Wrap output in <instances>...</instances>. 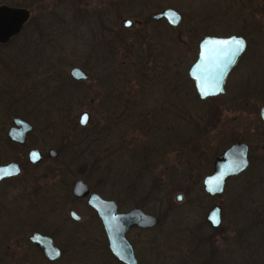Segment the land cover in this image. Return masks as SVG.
Returning a JSON list of instances; mask_svg holds the SVG:
<instances>
[{
  "label": "rangeland",
  "instance_id": "rangeland-1",
  "mask_svg": "<svg viewBox=\"0 0 264 264\" xmlns=\"http://www.w3.org/2000/svg\"><path fill=\"white\" fill-rule=\"evenodd\" d=\"M252 1L0 0L30 12L19 34L0 46V58L11 74L23 71L24 80L26 73L38 70L37 63L43 66L45 83L29 89V108L34 109L40 93L46 123L39 146L62 148L56 158H45L33 171L66 164L64 173L45 174L55 182L61 176L66 181L51 184L55 202L60 203L56 214L45 199L38 211L32 210L30 193L24 194L27 204L0 206V264H117L102 247L97 228L89 226L84 206L67 195V183L74 178L115 200L120 210L138 206L156 217L155 226L130 232L139 264H264V163L250 161L219 196L206 194L201 186L211 169L208 161L231 140L248 142L254 155L264 151V125L258 117L264 103L263 0ZM165 7L180 14L177 26L151 19ZM123 19L132 25L123 27ZM240 31L248 39L237 66L238 97L233 104L220 103L212 120V102L194 99L186 68L203 33ZM74 65L87 74L86 80L69 77L68 69ZM0 74L5 76L1 64ZM12 84L21 102L25 92L21 77ZM231 91L236 90L228 88L226 96ZM82 111L89 114L85 127L65 120L70 114L76 121ZM167 119L172 120L174 145L178 138L190 140L181 151L178 145L167 150L154 143L164 135L155 128ZM72 130L86 141L72 144L76 135ZM189 147H194L193 153L182 152ZM190 154L196 158L191 170L186 166ZM82 163L85 167L79 168ZM28 173L13 180L15 189L9 197L22 193L20 182ZM176 193L182 194L179 202L174 200ZM214 204L221 207L217 230L204 223ZM69 208L78 212L80 222L68 218ZM46 224L54 230L61 251L53 262L27 240Z\"/></svg>",
  "mask_w": 264,
  "mask_h": 264
},
{
  "label": "flooded vegetation",
  "instance_id": "flooded-vegetation-1",
  "mask_svg": "<svg viewBox=\"0 0 264 264\" xmlns=\"http://www.w3.org/2000/svg\"><path fill=\"white\" fill-rule=\"evenodd\" d=\"M243 1H245L247 4H252V2H253L252 0H243ZM0 4L7 5L9 7L15 6V5H8L5 3H0ZM260 6H261V8H263V13H264V0L261 2ZM19 7L25 8L28 12V16L25 19V21L21 24V26L19 27V30L16 33L10 35L9 37L4 39L3 41H0V46L9 44V42L12 41L13 38L19 34L21 29L25 26V24L27 23V21L30 18V12H29L28 8H26L24 6H19ZM151 19L154 21H159V20L165 21L163 18L153 19L151 17ZM132 23H133V21H131V25H132ZM137 23H139V21ZM130 26H127V27H130ZM230 35L240 36L245 41V46H244L242 52L240 53V55L237 57L235 63L228 68V70L224 76L223 83H222L223 92L218 93V94L213 95V96H206L203 99H201L198 97L196 90H195V87H194V83L188 77V73H187L188 68L196 59L197 43L204 36H215V37L221 38V37H228ZM247 39H248L247 34L244 31H240L237 33H228V34L223 32V33L218 34V35L217 34L203 33L201 35V37L197 40L195 51L193 50L194 54H193L192 62L190 64H188V66L186 68V77L188 78V82L191 84V87L193 88L194 92L197 95L195 100L198 99V101H204V102L209 100V101L218 102L219 104L220 103L221 104H233L234 102H236L237 97H238L237 96V93L239 90L238 88H239V86H241L237 82V80H238L237 77L239 76V75H237L238 70H239L237 68V66L242 61V56L246 50ZM248 60H246V61H248ZM3 62H4V60L0 58V64L2 65V70H4V73H5V76L3 74H0V104L2 103L1 106L3 107V109H0V165H5L7 163H15L18 166L19 170L16 174L0 178V206L3 203H6L5 205L7 206L8 204H10V205H8V207H10L13 205L14 201H19V202L22 201V202L26 203L27 199H26L25 195L28 197V194L30 193L34 196L32 199L35 200L34 201L31 199L32 202H30V207L32 210L35 209L36 211H38V208H41L40 205L42 204V202L45 199L48 201V209L54 215V214H56L60 203L58 204V202H55V199H56L55 198V195H56L55 185L52 186L51 184H54V183L55 184H63V182H66V181L61 176L60 178H57L58 181L55 182L54 177H49V179H47L45 177V174H50L52 176V174H57L60 172L64 173V168L66 167V164L64 162H60L57 164V168L49 166V167H44L42 169V172L41 171L40 172L33 171L36 168H39V166H41L43 164L45 158H49V159L56 158L58 156V152H60V149H62V148H60V146H58L57 148L48 147L45 149V148H41L39 146L43 142V138L41 137V133H42V131H44V128H45V123H46L45 122V120H46L45 119V113L40 110V108H41L39 106V103L41 100L40 96H39L40 93L38 94V97L35 98L37 100V103H35L36 100H34V103L37 106L34 105V109L31 112H30V108H29V98L27 96L29 89H40V87H42L44 85V83H45L44 70L41 69V68H43V66H41V64L37 63L38 70L36 72L34 71L33 72L34 74L32 73L31 75L29 73H26L25 74L26 80H24L22 78L23 71L21 72L22 75L21 74L18 75V72H17V74H14V73L11 74L13 71L10 70L9 66L3 65ZM69 69H68V75L74 81L81 82V81H84L88 78L87 74L80 68L86 74L87 77H86V79H83V78L82 79L81 78L75 79L72 76H70ZM18 77H21V82L25 87L24 88L25 92L22 93V96L23 95L24 96H23V98L21 97V102L14 95L15 90H14V87L12 84V80L15 78H18ZM244 87H245V84L240 88H244ZM228 88H231L232 90L235 89L236 91H233V92L231 91L229 93L230 95L226 96ZM136 105H137V101H136ZM8 108H12L11 113H5L4 112L5 109H8ZM87 114H88V112H87ZM167 116H170V115H167ZM73 117L74 116H72L70 114L65 115V120L70 121L73 127L74 126L76 127L75 124L77 123L78 126L83 128L87 125V123L89 121V114H88L87 123L85 125H79L78 117H77L76 121ZM14 119H17V120L29 125V129L27 131H25V133L23 135V140L20 142L17 141L15 138L11 137V135H10L13 132H16V130L19 128V125H17L14 122ZM1 121L3 123H1ZM5 121L8 122L6 125H5V123H6ZM170 122H171V124H170ZM262 124L264 125L263 122H262ZM171 126H172V120L171 119H167L166 124H162V125L158 124L157 127L155 128L156 129L155 131L156 132L160 131V132L164 133V135L162 134L163 138L160 139L162 141H160L161 143L160 142L157 143V140H154L153 138H152V141L154 140L155 145L160 146L161 148H163L165 146L167 150H171V149H173V147H176V145H178L179 147H183V148H177V149H180V151H181L185 148V146H188L187 144L190 140L186 138V140L182 139V140H184V141H182V140H179L180 138H178L176 144L174 145V142H175L173 139L174 138V131H173ZM36 127H38V128H36ZM70 132H71V130H70ZM35 133H37V136L35 135ZM73 133H76V135H74V138L71 142L72 144H77V143L81 142L82 140L86 141V138L80 136V133H77L75 131H73ZM154 138H155V136H154ZM85 141L82 142L81 144L85 143ZM238 141L245 142L248 145V151H247L248 164H247L246 169H244L243 171H241L240 173H238L236 175H233V176L227 178L225 181V184L230 182L231 180H235L241 174H243L248 169L250 161L256 162L259 158L260 159L264 158V151H261V152L257 151V155H254L253 150H250L251 149L250 144L244 140H235V141L231 140L225 147H227L231 143L238 142ZM190 144L191 143H189V145ZM155 145L153 144L152 146H150L151 149H153V146H155ZM225 147H223L222 149H224ZM49 150H52L53 152L50 153ZM221 150H219V152ZM31 151H33L32 155L30 154ZM80 151H81V149H80ZM182 152L193 153L194 147H189V149L187 151H182ZM193 160H194V157L190 154L188 163H192ZM195 160H196V158H195ZM195 160L193 161V163L195 162ZM208 162H209V168H211L212 160H210ZM85 165H86V163H82L79 166V168H83V167H85ZM79 171L81 172V174L85 172L84 169L79 170ZM25 172H29V173L26 175V177H23V183L20 182V187H22L20 191L22 193H17V198L9 197L8 193L15 189V186L13 184V180L17 179L19 176H21ZM76 180H79L86 185V188L88 191L86 195L76 196L72 193V186ZM224 187H225V185H224ZM66 189L68 191L67 195H69L74 201H76V202L79 201L82 204V206H84L85 210L88 212V217L90 220V223H88V224H89V226L91 224H93L97 228V231L99 233V237H100L101 243H102L101 245L104 248V250L106 251V253L108 254V256L112 260H114L117 264H124L123 262L117 260L109 251L107 239H106V235H105V232L103 229L102 222L99 219V217L97 216L96 212L93 210V208L90 207L87 203L88 195L91 192L96 193L100 198L105 199V200H113V199L105 197V196L101 195L100 193H98L97 191L92 190L88 186V184L85 181H83L81 178H74L70 183L68 182ZM220 194H217V195L219 196ZM113 201L115 202V211L118 213H125L133 207H138V206H132L129 209L120 210L118 208V204L116 203V201L115 200H113ZM0 208H3V206ZM138 208H140V207H138ZM70 212H72L73 215H71ZM67 215H68V218L75 223H78L81 221V216L74 209L69 208L67 211ZM44 221H46V220H44ZM220 222H221V220H220ZM155 225H156V223L153 226H155ZM219 225H220V223H219ZM219 225L215 228L217 229L219 227ZM45 226H47V227L41 226L44 229L41 228L39 231H32L31 233H38L40 235H44V236L49 237L52 245L55 248H57V250L59 251V254L57 257H55L54 259L46 258L43 255L42 251L33 242H31L29 240V236L31 235V233L27 236V240L31 244V246H33L36 250H38V252L42 255V257L47 262H53L59 258L61 251H60L59 247L56 245V240H55L56 238H55L54 233H53L54 230L52 228H50V226L48 224H46ZM149 228H151V227L143 228V227H138L136 225H132L129 227V229L124 234L125 239L127 240V242L130 245L131 252H132V255L134 257V264H139L140 260H139V255H138L139 253H137V251H135L134 243H133L130 232L132 230H135V229L144 230V229H149ZM210 228H212V227H210ZM50 229H52V230L50 231Z\"/></svg>",
  "mask_w": 264,
  "mask_h": 264
},
{
  "label": "water",
  "instance_id": "water-1",
  "mask_svg": "<svg viewBox=\"0 0 264 264\" xmlns=\"http://www.w3.org/2000/svg\"><path fill=\"white\" fill-rule=\"evenodd\" d=\"M27 16L28 12L23 7H9L0 4V41L16 33ZM151 17L153 19L163 18L172 27L177 26L181 19L180 14L172 7H165L158 12H154ZM121 25L124 27L130 26L131 20L123 19L121 20ZM237 39L242 40L245 46V41L236 35L221 38L204 36L198 41L196 59L188 68L187 73L194 83L199 98L203 99L206 96H213L223 92L222 83L224 76L228 68L235 63L242 52L241 50L233 55V41ZM69 74L75 79H86L87 77L77 66H72L69 69ZM258 116L260 121L264 123V103L258 108ZM85 117L86 119H84ZM87 120V112L82 111L78 116L79 125H85ZM14 122L19 125V128L10 135L20 142L23 140L25 131L29 129V125L17 119H14ZM247 151L248 145L245 142L238 141L229 144L218 152L212 159L210 172L201 179L203 191L210 196L220 194L224 189L227 178L246 169L248 164ZM49 152L53 151L49 150ZM30 154L32 155L33 151ZM18 170V166L15 163L0 165V178L16 174ZM4 172L10 174H2ZM87 192L84 183L79 180L74 182L72 186L74 195L83 196ZM181 198V193H176L174 196V200L177 202ZM87 203L93 208L102 222L111 254L124 264H134V257L124 234L132 225L143 228L152 227L156 223V218L143 212L138 207H133L125 213H118L115 211V202L113 200L102 199L92 192L88 195ZM70 214L73 215L72 212ZM204 219L210 227H217L221 220V207L218 204H214L205 213ZM29 240L42 251L46 258L54 259L58 256L59 251L52 245L49 237L31 233Z\"/></svg>",
  "mask_w": 264,
  "mask_h": 264
},
{
  "label": "trees",
  "instance_id": "trees-1",
  "mask_svg": "<svg viewBox=\"0 0 264 264\" xmlns=\"http://www.w3.org/2000/svg\"><path fill=\"white\" fill-rule=\"evenodd\" d=\"M175 44H176V43H175ZM176 47H178V46L176 45ZM185 80L188 81V78H186ZM192 92H193L194 99H196V97H197L196 93L194 92V90H192ZM197 101H198V99H197ZM208 101H209V100H208ZM208 101H207V102H208ZM209 102H212V103H210L209 106H212L213 108L211 109L212 111L209 112V115H210L211 119L213 120V119L215 118V116L212 117V116L215 114L214 109L218 111V107H217V106H218V105H221V104L215 103L214 101H209ZM213 153H215V152H213ZM262 158H263V157H262ZM258 160H260L259 163H264V158H263V159H260V158H259ZM186 166H187V168H189V169L191 170V165H190V163H188ZM189 169H187V171H190ZM204 223L206 224V226L208 225L206 222H204ZM213 230H217V229H216V228H213Z\"/></svg>",
  "mask_w": 264,
  "mask_h": 264
},
{
  "label": "snow or ice",
  "instance_id": "snow-or-ice-1",
  "mask_svg": "<svg viewBox=\"0 0 264 264\" xmlns=\"http://www.w3.org/2000/svg\"><path fill=\"white\" fill-rule=\"evenodd\" d=\"M243 47H244V42L242 40H234L233 41V55H235L237 52L243 50ZM86 119V117L84 118ZM83 122V120H82ZM2 174H10V173H7V172H4Z\"/></svg>",
  "mask_w": 264,
  "mask_h": 264
}]
</instances>
